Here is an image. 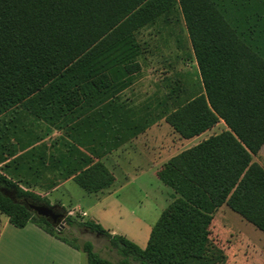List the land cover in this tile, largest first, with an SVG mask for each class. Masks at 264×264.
I'll use <instances>...</instances> for the list:
<instances>
[{
  "label": "trees",
  "instance_id": "16d2710c",
  "mask_svg": "<svg viewBox=\"0 0 264 264\" xmlns=\"http://www.w3.org/2000/svg\"><path fill=\"white\" fill-rule=\"evenodd\" d=\"M179 13L201 89L183 101L175 96L177 107L162 117L183 138L199 135L219 120L229 130L162 165L157 177L174 195L145 247L99 223L66 215L65 226L86 227L106 237L120 259L101 257L90 241L80 244L26 206V201L50 206L46 194L21 186L0 170V212L10 224H36L82 250L87 264H212L210 228L223 204L264 233V167L253 160L264 145V0H0V115L21 103L30 109L43 101L42 110L31 112L35 117L52 105L62 115L80 116L75 140L89 155L78 150L79 161L67 160L73 168L66 175L88 193L109 187L114 176L100 161L102 155L155 121L156 107L166 105V98L154 110L149 104L128 107L120 101L119 94L141 69L143 46L137 34L160 20L168 26ZM10 131L14 133L7 124L0 128V164L16 152L7 140ZM30 140L23 149L33 144ZM39 170L31 174L42 178Z\"/></svg>",
  "mask_w": 264,
  "mask_h": 264
},
{
  "label": "rangeland",
  "instance_id": "374dc122",
  "mask_svg": "<svg viewBox=\"0 0 264 264\" xmlns=\"http://www.w3.org/2000/svg\"><path fill=\"white\" fill-rule=\"evenodd\" d=\"M171 20L168 26H162L163 22L160 20L156 25L141 29L137 34L143 46L138 57L141 69L124 93V96L127 95L131 99L130 103L149 104L151 109L157 102L166 98V105H159L154 111V114L159 116L156 120L164 121L162 116L177 107L176 101L173 100L175 96L183 101L192 95L194 89H201L200 76L184 21L180 13ZM169 94H172V97L168 98ZM33 103L30 109L21 103L0 115V128L7 124L14 131L9 132L11 134L7 140L16 150L13 157L0 164V170L19 181L21 186H29L37 193L46 194L50 205H55L65 216L71 215L79 221L90 220L99 223L104 229L125 236L141 248L145 247L150 229L165 205L172 200L173 191L146 175H143L138 183L129 182L109 195H106V189L88 193L75 182H67L66 174L73 168L68 167V171L66 170L67 160L72 164L79 161L78 150L81 146L76 143L75 137H79L76 130L82 126L79 123L82 118L69 113L62 115L53 105L51 110L35 117L32 113L42 110L44 102ZM51 113L55 115H50ZM224 128V122L219 120L210 131L207 130L201 135L200 140L213 133L218 134ZM32 136L39 139L33 140ZM28 140L33 144L23 149ZM71 150L72 155L69 154ZM41 157L43 159L39 160ZM255 157L264 162V145ZM39 168L43 170L42 178L31 174L41 172ZM121 179L122 176L119 175V182ZM157 184L160 187L157 188ZM6 222L7 217L0 213V240L31 239V224L23 229ZM57 227L62 228L59 225ZM210 229L212 240L208 243V257L210 262L213 261L212 264H264V233L234 211L225 206L218 208L214 212ZM63 230L74 236L80 244L90 241L95 252L101 257L112 261L120 259L106 237L86 227L63 226ZM131 263L140 264L136 261Z\"/></svg>",
  "mask_w": 264,
  "mask_h": 264
},
{
  "label": "crops",
  "instance_id": "0c3cea01",
  "mask_svg": "<svg viewBox=\"0 0 264 264\" xmlns=\"http://www.w3.org/2000/svg\"><path fill=\"white\" fill-rule=\"evenodd\" d=\"M127 89L119 94L120 101L125 102L128 107H141L143 104L130 103L131 99L127 95L124 96ZM225 130H229L226 124L222 131ZM204 133L205 131L191 138H183L163 119L153 121L144 129H141L137 135L122 143L118 148L102 155L100 161L105 164L114 176L113 183L102 190H107L106 195L115 193L117 188H121L129 182L138 183L143 175L148 176L151 180L156 179L160 181L157 177V172L162 165L171 157L202 141L200 137ZM215 134L217 133H213V135ZM186 140L189 142H183ZM195 141L197 143L194 144ZM79 150L89 155L84 148L79 147ZM92 159L94 162L98 160L95 157H92ZM253 160L264 167V162L257 159L255 155L253 156ZM81 163L82 161L78 165ZM65 166L67 167V164ZM66 169L68 170V167ZM118 170L119 172H117ZM118 173L122 176L121 182H119ZM66 178L67 182L73 181L72 175H69V177L67 175ZM158 187L160 186L157 184ZM60 205L64 206L63 204ZM223 206L229 208L225 204ZM222 207L220 206L219 208ZM6 223L10 224L8 218ZM28 224L32 225V228H29V233L31 234L30 240H0V264H87L86 254L82 250L76 249L66 242L50 235L36 224L27 223L22 228L25 229Z\"/></svg>",
  "mask_w": 264,
  "mask_h": 264
},
{
  "label": "water",
  "instance_id": "95a60500",
  "mask_svg": "<svg viewBox=\"0 0 264 264\" xmlns=\"http://www.w3.org/2000/svg\"><path fill=\"white\" fill-rule=\"evenodd\" d=\"M26 206L33 211L37 216L45 218L52 225L63 227L65 226V214L60 211L55 205H46L43 203H31L26 201Z\"/></svg>",
  "mask_w": 264,
  "mask_h": 264
},
{
  "label": "flooded vegetation",
  "instance_id": "af4514ba",
  "mask_svg": "<svg viewBox=\"0 0 264 264\" xmlns=\"http://www.w3.org/2000/svg\"><path fill=\"white\" fill-rule=\"evenodd\" d=\"M56 211H59V209H56Z\"/></svg>",
  "mask_w": 264,
  "mask_h": 264
}]
</instances>
